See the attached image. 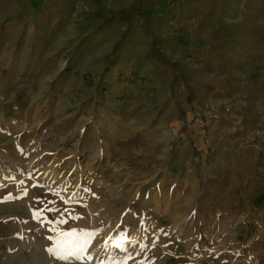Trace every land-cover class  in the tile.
<instances>
[{"label":"rangeland","instance_id":"obj_1","mask_svg":"<svg viewBox=\"0 0 264 264\" xmlns=\"http://www.w3.org/2000/svg\"><path fill=\"white\" fill-rule=\"evenodd\" d=\"M22 1L0 41V264H264V102L249 92L264 18L248 0L223 15L224 52L180 15L191 0H147L155 39L126 38L108 70L124 26L92 17L134 0Z\"/></svg>","mask_w":264,"mask_h":264},{"label":"trees","instance_id":"obj_2","mask_svg":"<svg viewBox=\"0 0 264 264\" xmlns=\"http://www.w3.org/2000/svg\"><path fill=\"white\" fill-rule=\"evenodd\" d=\"M26 1L28 2L32 0H25V2ZM145 1L147 0H134L115 11L99 13L92 17V20L99 25L117 21L124 26V29L120 34V39L115 43L112 53L107 58L105 65L106 70H108L110 65L115 62L118 47L126 38L140 32L147 40L149 38H152L153 40L155 39L153 33H155L156 30L151 26V16L147 12ZM23 5L24 1L20 2V0H0V41L6 40L11 35L13 36L14 32L18 30L16 24H11V21L13 22V20L18 19L19 14L24 7ZM232 7H234V0H191L182 7L180 15L188 16V12L191 10L199 18L197 24L200 30L202 29L203 21L206 20L211 28L210 36L213 49L224 52L231 27L226 23L223 15ZM247 7L248 10L253 12L252 14L255 17L264 18V0H248ZM147 53L151 59L158 58L170 67L172 71V83H175L177 80L184 82L187 90V101L190 104L193 103L196 96L195 86L192 80L188 77L184 67L180 63L170 60L161 53L154 41H152L147 47ZM239 81L240 80L237 81V84H239ZM224 82L230 90H233L238 86L236 85L234 75L232 74H228ZM225 85H223L222 88H224ZM208 86L210 91H215V86ZM249 92L251 95L260 93V101L264 102V85L252 87Z\"/></svg>","mask_w":264,"mask_h":264},{"label":"snow or ice","instance_id":"obj_3","mask_svg":"<svg viewBox=\"0 0 264 264\" xmlns=\"http://www.w3.org/2000/svg\"><path fill=\"white\" fill-rule=\"evenodd\" d=\"M70 235H75V233L73 232V233H71ZM84 235H85L88 239H90V238L92 237L93 234H91V233H84ZM85 244H87V239L85 240ZM81 250H83V249H81ZM49 251L51 252L52 249H49Z\"/></svg>","mask_w":264,"mask_h":264},{"label":"crops","instance_id":"obj_4","mask_svg":"<svg viewBox=\"0 0 264 264\" xmlns=\"http://www.w3.org/2000/svg\"><path fill=\"white\" fill-rule=\"evenodd\" d=\"M0 79H2V77L0 76ZM0 83H2V82H0ZM4 86H2V87H0V93H2L3 91H4V88H3Z\"/></svg>","mask_w":264,"mask_h":264}]
</instances>
